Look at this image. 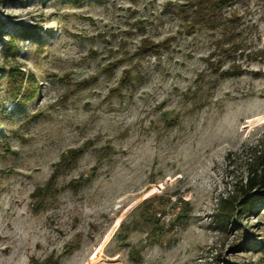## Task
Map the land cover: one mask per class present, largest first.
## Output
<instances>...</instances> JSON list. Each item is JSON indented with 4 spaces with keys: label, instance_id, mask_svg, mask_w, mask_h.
Instances as JSON below:
<instances>
[{
    "label": "rangeland",
    "instance_id": "374dc122",
    "mask_svg": "<svg viewBox=\"0 0 264 264\" xmlns=\"http://www.w3.org/2000/svg\"><path fill=\"white\" fill-rule=\"evenodd\" d=\"M192 1L0 0V264H264V191L216 221L244 170L227 154L264 152V60L247 56L264 0L220 9L243 53L221 21L186 30ZM10 66L33 86L15 94Z\"/></svg>",
    "mask_w": 264,
    "mask_h": 264
},
{
    "label": "trees",
    "instance_id": "16d2710c",
    "mask_svg": "<svg viewBox=\"0 0 264 264\" xmlns=\"http://www.w3.org/2000/svg\"><path fill=\"white\" fill-rule=\"evenodd\" d=\"M233 0H193L191 4L190 13L185 12L184 27L186 30L191 31L195 26L210 24L213 25L215 20L221 21L224 26L223 37L220 39V43L225 45L224 51L243 53L248 47L245 45V37L241 35V32L237 31V11L231 9L227 17L222 15L220 11L221 7H225L231 4ZM14 39L8 40L5 44L6 52L11 54L15 46ZM159 43H155L148 38H142L139 47L143 51H154L157 53L159 49ZM247 56L251 59H257L259 61L264 60V48H250L247 52ZM18 66L9 67V87L15 94L19 93L21 88V82L25 79L29 85L34 82V77L30 74L25 75L22 70L17 68ZM33 86V85H32ZM34 88V87H33ZM37 90H32L30 94L23 97V99H31ZM257 143L247 145L245 148L237 151H231L227 154L226 159L229 166H234V163L242 156L244 164V170L241 177L235 178L232 189L226 196L220 199V209L217 214L216 221L219 224H225L232 219L237 212L249 213L252 209L253 197L256 194L260 195L264 191V152L257 149ZM80 149H71L63 154L59 159V164H70L75 162L81 155ZM54 174L52 175V177ZM264 249V243H263ZM43 264H57L51 257L45 259Z\"/></svg>",
    "mask_w": 264,
    "mask_h": 264
}]
</instances>
